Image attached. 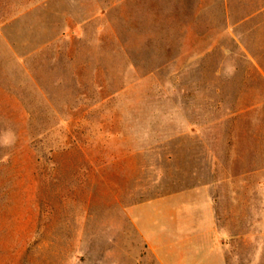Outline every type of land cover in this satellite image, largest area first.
<instances>
[{
	"label": "rangeland",
	"instance_id": "374dc122",
	"mask_svg": "<svg viewBox=\"0 0 264 264\" xmlns=\"http://www.w3.org/2000/svg\"><path fill=\"white\" fill-rule=\"evenodd\" d=\"M207 185L264 264V0H0V264H161Z\"/></svg>",
	"mask_w": 264,
	"mask_h": 264
},
{
	"label": "crops",
	"instance_id": "0c3cea01",
	"mask_svg": "<svg viewBox=\"0 0 264 264\" xmlns=\"http://www.w3.org/2000/svg\"><path fill=\"white\" fill-rule=\"evenodd\" d=\"M197 195L192 193L184 205L165 204L159 213L155 202L137 207L134 221L161 264H228L226 231L219 227L211 187H202Z\"/></svg>",
	"mask_w": 264,
	"mask_h": 264
}]
</instances>
